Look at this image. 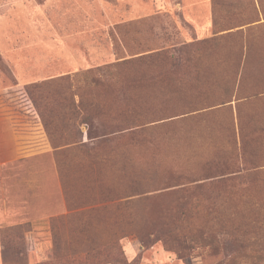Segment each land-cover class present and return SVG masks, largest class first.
I'll list each match as a JSON object with an SVG mask.
<instances>
[{
	"label": "rangeland",
	"instance_id": "obj_1",
	"mask_svg": "<svg viewBox=\"0 0 264 264\" xmlns=\"http://www.w3.org/2000/svg\"><path fill=\"white\" fill-rule=\"evenodd\" d=\"M5 161L0 264H264V0H0Z\"/></svg>",
	"mask_w": 264,
	"mask_h": 264
},
{
	"label": "trees",
	"instance_id": "obj_2",
	"mask_svg": "<svg viewBox=\"0 0 264 264\" xmlns=\"http://www.w3.org/2000/svg\"><path fill=\"white\" fill-rule=\"evenodd\" d=\"M257 22H259V21L245 23V24L241 25L240 28L250 27L252 24H255ZM260 25L261 24H256V26H260ZM211 26L214 27V21H212V19H211ZM232 30H233V28H230L229 30H224V31H221L219 33L215 32V34L217 36L225 35V34H228V33H226L227 31H232ZM197 41H199V43L197 45L205 46V45L209 44L210 42L214 41V35H212L211 37H208V38L205 37V38L199 39ZM194 45H196V44H191V45H187V46L184 45V50L182 53H185V55H188V53H190V51L192 53V51H194L193 50ZM114 68H115V66H114ZM110 69H112V67H109L107 65L98 66V67L93 68L92 70H90L88 72H85L84 74L89 77L90 84L93 87H99L102 89H105V88L107 89V87L114 82V75L112 74V72H110ZM74 79L75 78L71 77L70 75H65V76L60 77L61 81H67V82L68 81H74ZM41 87H43V86H40V85L36 86L35 85L33 87L27 88L25 91H26V95L29 98H31L34 108L37 110V112L41 118V121L43 122L44 126L46 127V125H48L49 121H51L50 115H52V113H55V114L60 113L57 109V106L60 105L61 103H64L66 101V99L64 98V96H61V94H59L57 92H53V91L49 92V93H44L46 95H44V94L39 95V93H37V91L39 92ZM33 88H36V90L32 91ZM34 95H35V97H37V102H36V100L33 99ZM71 99H73V97L70 98L69 104L66 107L67 112H68L67 114H73L75 111L73 106H72L73 100L71 101ZM39 100H45L46 104L44 106H41L38 103ZM233 102H235V101H233ZM53 103L56 104L54 106V108H53V106H50ZM23 226L25 227V226H29V225L25 224Z\"/></svg>",
	"mask_w": 264,
	"mask_h": 264
},
{
	"label": "crops",
	"instance_id": "obj_3",
	"mask_svg": "<svg viewBox=\"0 0 264 264\" xmlns=\"http://www.w3.org/2000/svg\"><path fill=\"white\" fill-rule=\"evenodd\" d=\"M11 165H12V161H5V162H1L0 163V167H3V166L10 167ZM0 201H3V199H1ZM4 217H8V216L3 214L1 216V218H4ZM13 217H16V220L21 217V221L25 222V201H23L22 205L20 204L19 210L17 211V213Z\"/></svg>",
	"mask_w": 264,
	"mask_h": 264
}]
</instances>
